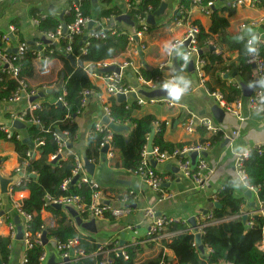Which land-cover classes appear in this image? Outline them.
<instances>
[{"label": "trees", "instance_id": "1", "mask_svg": "<svg viewBox=\"0 0 264 264\" xmlns=\"http://www.w3.org/2000/svg\"><path fill=\"white\" fill-rule=\"evenodd\" d=\"M99 1L107 7L101 12L99 20L111 18L109 30L104 32L105 37L86 39L83 36H77L72 41L63 38L56 43L51 42L49 44L41 41L44 55L50 56L52 61L57 59L60 62V69L50 76H42V82L37 88L33 87L29 81L35 80L39 74L38 50L31 48L21 60L17 61L21 68L20 78L27 83L28 90L47 92L48 89L44 87H50V97L52 98L51 101H44L42 108L33 113L40 125L26 123L27 137L31 138L33 143L42 141L44 144L35 148V155L31 160H28L27 153L32 150L24 140L17 139L18 130H14L11 139H7L0 130V140L13 143L19 156V165L22 166L24 162L29 161L26 169L27 179L22 180L21 185L14 188L16 192L28 191L30 194L22 202L23 212L31 217L28 222V231L30 233L29 240L33 245L27 252L26 264H41L40 258L45 248L39 245L37 241L39 240L38 235H42L44 232L49 239L55 240L57 245L77 239L79 244L76 250L82 251L85 257L77 261L76 264H101L106 257L112 260V264H174L166 251L172 252L179 259V264H264V248L262 249L264 246V219L259 215L249 218L253 222L252 227H249L243 218L235 219L237 215L243 212L247 203L245 198L235 196L234 187L230 180L222 189L217 191L215 199L217 208L210 212L213 220L220 222L206 227L205 233L202 235V244L204 248L210 251L209 253H202L199 246H195L196 235L188 226L182 223H169L167 232L174 233V235L161 242L159 251L156 249L155 242H147L142 245L129 244L125 246L124 250L128 259L118 256L114 252H110L106 256L100 254V249L110 251L117 248V244L100 246L94 237L80 231L66 209L54 207L53 201L69 197H79L83 203L88 205L93 193L88 185L73 183V171L77 166L76 157L83 159L82 153L76 150V144L79 141V126L76 119L84 111L83 102L88 99L87 92L96 95L102 94L101 90L93 84L86 67L119 59L130 51L133 44L129 40L130 35L127 31L117 29L116 26H119V23L116 22V18L127 14L135 24V31L139 32L142 30L139 19L153 15L164 3V0H141L140 3L136 4V0H129L133 5L128 11H124L112 6L114 0ZM219 2L222 6L212 9L211 26L208 31L197 22H193V24L200 28L198 49L203 52L200 59L205 61L203 68L207 78L205 88L209 94L220 92L226 104L231 107L242 98L241 84H250L253 81V72L249 70L247 64L251 54L247 53L245 49L247 40H236L229 36V20L223 16V13L228 10L229 16H232L234 11L224 6L225 3L222 0ZM180 6L184 10L181 17H187L191 9L190 4L181 0ZM93 9L92 0L82 2L83 16L98 22L99 20L93 14ZM38 12L35 8L30 11V14L37 17ZM74 21L75 12L70 7L63 19L46 16L39 25V29L44 35V33L56 32L63 25L68 27ZM13 23L15 24L13 25L15 28L13 34L19 36L17 34L20 30L19 23L17 21ZM93 30L99 32L100 28L95 26ZM64 36L67 37L68 33ZM216 45L226 48L229 53L237 54L238 59L232 60L224 54V51L216 53ZM68 46L72 47L70 54L66 52ZM50 52L52 53L50 54ZM257 52L264 62V46L259 48ZM233 73L239 77V82L232 83L226 78ZM139 75L145 81H153L160 77L158 71L147 68H142ZM119 86L125 90L129 89L126 79H122ZM17 89L18 82L7 74H3L0 84V101L5 102L11 99ZM59 98H63L64 105H58L57 100ZM108 102L111 110L110 117L113 122L129 127L128 131L112 133V150L118 149L121 152V159L116 162L115 167L125 169L132 174L138 171L142 163L143 152L147 148L152 132H155L154 147L159 148L161 153L169 155L192 145L209 144L212 148L223 139L222 132L208 136V132L204 128H199L200 139L198 144L169 143L164 140L166 129L164 123L159 124L158 130L154 131V125L157 123L155 116L148 114L137 118L133 115L134 111L139 109L137 102L133 104L121 103L116 98H110ZM30 119L31 117L27 116L26 120L29 121ZM59 134H66L70 140L68 143L72 145V149L65 150L60 158L58 154L59 145L56 140V135ZM76 136L78 137L77 140H75ZM105 139L106 133L97 131L95 124H93L84 154L88 161L94 165L100 164L103 154L102 144ZM262 149L250 150L249 158L244 163V170L247 174L248 186L257 189L258 204L264 206V153L260 151ZM54 156L57 157L55 160L52 159ZM31 175L36 177L33 178ZM159 176L163 177L160 174ZM67 180H71V183L66 190H63L62 185ZM103 191L110 197L112 191ZM125 196H128V193ZM48 199H50V204L46 205ZM43 211L53 214L55 219L53 227L46 226L42 218ZM107 217L110 218L111 216L107 215ZM82 219L87 220L88 218L86 215H82ZM204 223L205 221L200 220L196 225L200 227ZM11 243L12 237L10 235H0V264H9ZM155 249L154 256L140 260L145 251Z\"/></svg>", "mask_w": 264, "mask_h": 264}, {"label": "crops", "instance_id": "2", "mask_svg": "<svg viewBox=\"0 0 264 264\" xmlns=\"http://www.w3.org/2000/svg\"><path fill=\"white\" fill-rule=\"evenodd\" d=\"M71 3L72 0H0V33L10 34L11 36V41L6 45L7 48L14 51L19 43L26 42L33 49H38L41 41L44 43V36L39 27L34 24L33 19L43 15L60 18L61 15L64 16L70 10ZM126 3L127 0H114L112 6L125 11ZM164 3L167 4V8L163 15L156 17L155 25H150L152 29H149L142 38H139L138 42L135 41L130 51L124 57L107 61V64L109 68H120L122 77L126 79L129 87L126 93L127 103L129 104L137 102L138 97L145 98L142 92L147 91V87L143 85L131 68H123V65L128 61L133 62L135 66L142 65L143 68L158 71L163 81L173 75L170 69H175L176 73L182 74L192 81L188 92L180 101L173 102L170 100L173 106L165 102L147 103L146 105L139 106V109L133 113L137 118L148 114L155 116L157 123L154 125V131L158 130L159 124L164 123L166 127L164 140L166 142L174 144H198L200 139L199 133L189 135L181 127V123L192 116L210 119L213 124L220 127L223 139L206 153L205 159L209 172L205 173V182L202 186L195 185L180 170L179 172H175L172 169H168V164H171L174 168H178L177 163L172 160L164 165L158 164L155 167L157 173L163 176V186L161 191H152L147 186L144 178L129 173L125 169L115 167L116 162L121 159L120 150H113V158H109L107 154H102L100 164L95 165L94 179L102 191H112L110 197L103 191L106 201L112 207L118 208L126 205L131 211L128 215L120 218H113L111 216L110 218L107 217L104 221L96 222L97 232L95 234L79 228L86 235L94 237L100 246L118 243L121 247L122 243V247H125L129 244L134 245L132 243L135 241L143 242L151 225V221L144 217L143 210L146 207L154 208L158 216L177 219L188 224L189 229L195 233L189 221L195 219L197 223L204 215L217 208V203L214 199L217 191L222 189L227 181H231L233 176L238 175L235 170L237 154L256 146L264 147V116L250 111L248 98H244L242 94V113L246 119L244 122H240L231 112L219 106L202 85L198 72L195 69V60L192 62L194 68H190V65L187 68H183L180 57H176L175 55L169 56L164 52L163 49L166 42L171 41L173 43L175 40L182 39L187 31L186 23L182 21L181 16L178 14L181 0H164ZM35 8L39 11L37 17H33L30 14V11ZM106 8V5L101 4L97 0L93 9L94 16L99 20L101 12L106 10ZM233 11L234 14L232 16H229L228 10L223 13V16L229 20V36L236 40H240L241 35H244L240 29L241 24L264 16L263 6H259L257 10L238 9ZM189 15L192 22H197L206 31L209 30L211 26L210 17L203 16L197 10H193ZM175 20L181 21L182 24L177 25ZM14 21L19 23L20 30L17 34L20 37L12 34L10 30L11 26L15 25ZM99 21L101 22L102 20ZM116 27L117 29L127 31L129 35H134L136 32L134 27H130L124 23H119V26ZM246 36L244 35V37ZM222 51L232 60L238 59L237 54L229 53L226 51V48L217 47L216 45V53H221ZM59 69L60 62L54 59L51 64L50 75L57 73ZM115 72L114 70L105 72L101 70L99 72L100 76L91 77L93 84L101 90L102 94L96 95L95 93H91L82 115L76 119L79 126V141L76 144V150L82 153V156L85 155L84 151L92 125L103 122V118L105 117L104 106L105 104L109 105L108 101L110 97L106 93V81L104 77ZM39 74L35 80L29 81L35 88L40 85L43 79ZM226 78L232 83L239 82V77L236 73L228 75ZM254 82L253 78L250 84L252 85ZM250 84L245 85L250 86ZM44 88L48 89L50 93L45 98H42L41 101H51L50 87ZM30 103L31 99H23L13 104L0 101V126L8 125L11 121L10 119L26 110ZM214 107H219L225 112L223 117H219L222 123L216 120L213 113ZM233 132H238V135L231 140ZM19 135L21 140L25 141L28 138L25 130H20ZM208 136H212V134L208 133ZM18 166L19 156L15 151L13 143L0 140V186L2 191L0 217L5 222L12 221L15 225L17 220H19L20 226L24 227L25 219L15 211L8 195V190L19 180V176L15 175ZM248 191L250 190L245 184L240 188L234 187L235 196L246 199L247 204L243 211L254 212L255 208L258 207V198L253 192L252 198H248L246 196ZM126 193H128V196H125ZM165 194L171 197L159 201V198ZM21 195L24 200L30 194L28 191H22L16 194L15 198L18 200ZM252 203H255V207H251ZM42 218L47 227L55 225L52 213L43 211ZM70 218L73 219L71 215ZM0 235H10L5 224H0ZM160 248L161 245H156L158 251ZM26 249V242L24 240H17L15 237L11 243L9 264H22ZM156 249L145 251L140 260H146L154 256ZM45 250L48 252L49 258L52 254H55L58 261L59 256L55 240L48 238ZM204 250L206 253H209V250L206 248ZM166 252L174 264H179V259L172 252Z\"/></svg>", "mask_w": 264, "mask_h": 264}, {"label": "built area", "instance_id": "3", "mask_svg": "<svg viewBox=\"0 0 264 264\" xmlns=\"http://www.w3.org/2000/svg\"><path fill=\"white\" fill-rule=\"evenodd\" d=\"M83 1L84 0H72L70 7H72L75 12V21L73 24L67 27V31L65 33L63 31V26H62V27H59L56 32L44 33L43 35L44 38L49 40L50 42H55V43L60 41L63 38H68L70 41H72L77 36H83L86 39L104 38L105 37L104 32L109 30L108 27L110 25L111 18L104 19L101 22L100 21L96 22L95 20L84 17L81 11ZM184 1L189 3L191 6V9L188 12L187 17H181L182 21H184V23H186L187 25V31H186L185 36L182 39L175 40L173 43L174 44L178 43L181 46L182 52L184 54H187L189 57L187 62H185L181 58V61H182L181 64L183 68H187L190 65V63L194 62L195 60V69L198 72L202 85L205 87V83L207 81V78H206V75L203 69L205 66V61L200 59L199 49H198V37L200 34V28L197 25L193 24L189 14H191L193 10H197L203 16L210 17L212 13V9L219 8L222 5L220 4L219 0H184ZM222 1L223 3H225L224 6L230 8L231 10H238V9L257 10L259 6L264 7V0H222ZM140 2L141 0H136V4ZM132 5L133 4L130 3L129 0H127L126 10L128 11L132 7ZM183 13H184L183 7L181 8L180 6L178 10V14L182 16ZM45 18L46 16L43 15L40 18H34L33 22L37 27H39V25ZM139 20L142 26V30L139 32H135L134 35L129 36V40L131 43L135 42L136 36L138 39L142 38L144 34H146L150 29V25L147 22V18L145 19L140 18ZM175 22L177 25L182 24V22L179 20H175ZM90 23L94 24L93 27L95 26L99 27L100 31L99 32L94 31L93 28L89 30ZM244 28H247L248 30H250V32L257 37V41H258L257 50L261 48L262 46H264V16L258 19L251 20L248 23L241 24L240 29L243 31ZM10 30L13 34V32H15L14 26H11ZM67 33H68V36L65 37L64 35ZM244 39L247 40L248 36L244 37ZM10 41H11L10 34L0 33V84L2 81L3 74H7L8 76H10L11 78L15 79L18 82V89L13 95V97L9 99L8 101H5L6 103L13 104V103H18L22 101L23 99H32L38 96L41 92H39L38 90L29 91L27 83L23 79L20 78L21 68L18 65L17 61L21 60L24 57V55L28 51H30L32 47L26 42H21L16 48V51L12 52L6 46ZM37 50H38L37 51L38 59L40 61V75L43 77H47L51 73L52 60L50 56L44 55L42 44L39 45V48ZM66 52L67 54H70L72 52V47L68 46L66 49ZM51 53L52 52H50V54ZM135 54H137V52H135ZM247 64L249 66L248 67L249 70L253 72L254 80L260 81L261 78H264V62L258 56L257 51L254 54L250 55L249 60L247 61ZM108 68L109 66L107 62L103 64H98V65H89L86 67L91 77L100 76L99 72L101 70H106ZM123 68H131L134 74L143 83V85L147 87L148 92L160 90V84L163 82L161 77H157L153 81H145L139 75L140 70L143 68L142 65L135 66L133 62H126L123 65ZM104 79L106 81V93L108 97L116 98L119 94L127 93V90L119 86V83L123 79L121 73L120 74L113 73L110 75H106ZM90 95L91 93L90 94L88 92L86 93L87 98ZM211 97L216 100L219 106H221L223 109H225L228 112H231L234 116H236L240 122L245 121L246 118L243 116V113H242V107H243L242 98L239 99L237 102H235L233 106L229 107L226 104L225 99L220 92L211 94ZM87 101L88 99H85L83 102L84 108L86 106ZM248 101H249V108L251 112L264 116V88H262L261 85L259 88H257L254 91L253 95L250 98H248ZM159 102H165L169 104L170 106H173V103L170 100L164 99V98H159V99H147V98H139V97L137 98V103L139 106L146 105L147 103L154 104V103H159ZM42 103L43 101H41V99L31 102L26 110L22 111L17 116H13L8 125L2 126L0 128V130L6 135L7 139H11L13 136L14 130H16L13 127L14 121H20L24 124L32 123L35 125H40L38 119H36L33 116V113L42 108ZM57 103L64 105L63 98H59L57 100ZM104 114H105V117L110 122L114 123L110 117L111 116L110 107L107 104H105L104 106ZM27 116L31 117L29 121L26 120ZM114 124L120 125L117 123H114ZM181 127L189 135H193L197 133L199 128H204L209 134H212V135L217 134L218 132H221L220 127L213 124V122L210 119L197 118L193 116L183 121L181 123ZM95 128L99 132L106 133V139L104 143L102 144V148L103 149L108 148L107 156L109 158H113L114 154H113V150L111 146L113 131L104 122L96 123ZM16 135H17L16 136L17 139H21L19 134H16ZM237 135H238V132H233L231 136V140H233ZM77 138L78 137L76 136L75 140H77ZM56 140L59 145L58 154L59 156H62L64 154V151L67 150V146L69 145L68 142L70 140L66 134L56 135ZM34 144H35L34 145L35 148L44 145L42 141H37ZM261 148H263L262 150H260L261 153H264V147H261V146H256L251 149H261ZM209 149H210L209 144L192 145V146L185 147L181 150H177L174 154L169 155L167 153H161L159 148H156V147L153 148V151L151 154H148L147 148H146V150L143 152L142 163L138 171L135 172L134 174L144 178L150 190L161 191L162 186H163V177L159 176L155 168L152 167V165L150 164L149 156H151V158L157 162V165L158 164L164 165L167 162L174 160L177 163L179 170L183 173L184 176L191 179L195 185L202 186L205 182V173L207 171L209 172L208 164L206 162L205 155H204L208 152ZM251 149L237 154L236 160H235V170L238 173V175H243L245 177V180H246L245 186L251 192L255 193L257 196V189L248 186L247 174L244 170V163L246 160H248ZM34 150L27 153L28 160H31L33 156L35 155ZM192 153H197V158L194 163L190 157ZM56 158H57L56 156L52 157L53 160H55ZM76 161H77V166L75 170L73 171V175H74V179L76 177H79V178L75 183L86 184L90 187V189L93 192L90 203L87 205L83 203L79 197H69V198H63L59 201H53V205H60L64 209H66V207H72L74 210L78 212L81 218H82V215L87 216L88 219L84 220L85 222H89L92 220H94L95 222L104 221L106 220L107 215H110L113 218H120V217L128 215L131 211L128 206L123 205L122 207L115 208V207H112L110 203L106 201L103 191L100 188L99 184L96 182L94 177L90 176L84 169L83 159H81L80 157H76ZM28 164H29V161H26L23 163L22 166L19 165L17 167L15 171V175L19 176V180L8 190V195L13 203L15 211L25 219V225L24 227H22V229H23V240L26 242L27 249L24 254L22 264L27 263V252L29 249L33 247L32 243L29 240L30 233L28 231V222L31 220V217L25 214L22 210L23 196L21 195L20 199L18 200L15 198V195L22 191L16 192L14 188L20 186L21 185L20 183L22 182V180L27 179L28 174H27L26 169H27ZM70 183H71V180L65 181L62 185V189L66 190L69 187ZM131 195H133V193H131ZM1 197H2V191H1V186H0V198ZM170 197H171L170 195L165 194L159 198V201L162 199H168ZM214 199H216V195ZM48 204H50V199L46 201V205ZM122 204H124V202H122ZM143 213H144V217L151 221L150 228L143 242L135 241L132 244L142 245L147 242H155L156 245H160V243L163 240H168L174 235V233L167 232V226L169 223H176V224L182 223L188 226V224H185L184 222H181L177 219H171L167 217L158 216L156 211L152 207H146L143 210ZM255 215H259L263 217L264 219V206H262L260 203L258 204V207L255 208L254 212H244L243 211L240 215H237L235 219L247 217V221H246L247 225L249 227H252L253 222L250 221L249 218H252ZM201 221H205V223L202 224L200 227L197 226L195 229V235L199 234L201 235V237L205 233L206 227L220 222V221L213 220L212 213L204 215L201 218ZM0 224H5L7 226L9 230V234L13 240L17 235L16 225L12 221L5 222L1 217H0ZM38 239L39 240L37 241V243L43 246L41 234L38 235ZM78 244H79L78 240L75 239V240L69 241L66 244L57 245V252L59 256L58 261L61 264H66L64 260L67 259L69 264H76L77 261L84 258L85 257L84 253L82 251L76 250V247L78 246ZM195 246L197 247L198 245L195 243ZM124 248L125 247H122V246L120 247L117 243V248L110 250V251H104L103 249H100V254H104L107 256L110 252H114L118 256H122L125 259H128ZM263 248L264 246H262V249ZM48 258H49V254L45 250L40 258V263L46 264L48 261ZM101 264H112V260L109 257H106V259Z\"/></svg>", "mask_w": 264, "mask_h": 264}, {"label": "water", "instance_id": "4", "mask_svg": "<svg viewBox=\"0 0 264 264\" xmlns=\"http://www.w3.org/2000/svg\"><path fill=\"white\" fill-rule=\"evenodd\" d=\"M92 2L95 4L97 3V0H92ZM167 8V4L163 3L161 5V7L153 14V15H150L148 16L147 18V22L149 25L151 26H154L156 21V17H159L161 15L164 14L165 10ZM60 19H63V15H61ZM116 22L118 23H124L130 27H134L135 24L134 22H132L131 18L127 15V14H124L122 16H119L118 18H116ZM94 24L93 23H90L89 25V30H91L93 28ZM63 31L64 33L67 31V26L66 25H63ZM135 41H139V39L137 38V36L135 37ZM43 42L45 44H49L51 43L49 40L43 38ZM187 45V43H186ZM141 50V49H140ZM139 50V51H140ZM16 50H14L15 52ZM203 52L202 51H199V55H201ZM190 68H194V65L193 63H190ZM110 70H114L115 73L117 74H120L121 73V70L120 68H117V67H114V68H109V69H106V70H102L103 72L105 71H110ZM228 77V76H227ZM241 90H242V94H243V97L244 98H250L254 91L260 87V83H259V80H255V82L252 84V86H248V85H245V84H241ZM50 93V91L48 92H41L38 96L34 97L31 99V102H34V101H37L39 99H42V98H45V96ZM142 95L147 98V99H159V98H165V99H168L167 97V94L163 91V90H155V91H151V92H148V91H143L142 92ZM117 100L121 103L123 102H127V95L126 94H119L117 96ZM170 100V99H168ZM59 106H61L60 103H58ZM213 113L215 115V118L216 120L219 122V123H222V120L219 119V117H223L225 115V112L223 111V109H220L219 107H214L213 108ZM223 119V118H222ZM103 122L105 124H107L110 129L113 131V132H125V131H128L129 130V127L128 126H124V125H116L112 122H110L106 117L103 118ZM13 127L14 129L20 131V130H25L26 128V124L20 122V121H14L13 123ZM154 135H155V132H152L150 138H149V141H148V145H147V152L148 154H151L152 151H153V148H154V145H153V139H154ZM29 147L31 150H34L35 146H34V143L32 142L31 138H27L25 141H24ZM67 149H72V145L69 144L67 146ZM108 152V148H104L103 149V154H107ZM206 156V154H204ZM61 156H59L60 158ZM193 163L196 161V158H197V153H192L190 155ZM150 158V164L152 165V167H156L157 166V162L155 160H153L151 158V156H149ZM83 163H84V169L86 170V172L94 177L95 175V171H96V166L94 164H92L91 162L88 161L86 155L83 156ZM168 169H172L174 170L175 172H179V169L178 168H174L172 167L171 164H168L167 166ZM31 177L35 178L36 176L35 175H31ZM79 177H76L74 180H73V183H75L77 180H78ZM246 196L248 198H252V192L251 191H248ZM54 207L58 208V209H61L62 206L60 205H54ZM251 207H255V203H252L251 204ZM66 210L69 212V214L73 217L74 221H75V224L78 228H81V229H84L92 234H95L97 232V224L94 220L92 221H89V222H85L81 216L78 214V212L76 210H74L72 207H66ZM243 221L246 222L247 221V217H243ZM191 227L195 230L197 225H196V222H195V219H191L189 221ZM16 225H17V236H16V239L17 240H23V229L22 227L20 226V223H19V220H17L16 222ZM42 241H43V246H47L48 244V237H47V234L46 232H44L42 234ZM196 244L199 246V250L204 253L205 252V248L202 244V237L201 235L197 234L196 235ZM121 246H123V244L121 243ZM64 262L66 264H69L68 260L65 259ZM46 264H61L59 261H57V258H56V255L55 254H52L49 258V260L47 261Z\"/></svg>", "mask_w": 264, "mask_h": 264}, {"label": "clouds", "instance_id": "5", "mask_svg": "<svg viewBox=\"0 0 264 264\" xmlns=\"http://www.w3.org/2000/svg\"><path fill=\"white\" fill-rule=\"evenodd\" d=\"M244 35L248 36V39L245 43V49L247 53L254 54L257 51V37L250 32L247 28L243 29ZM244 35H241V39H244ZM164 52L169 56L175 55L176 57L182 58L185 62L188 61L189 57L187 54H184L181 50V46L178 43H172L168 41L164 45ZM173 73L169 78L165 79L160 84V89L163 90L168 99L173 102H178L181 98L188 92L189 85L192 84V81L185 77L182 74L176 73L175 69H170ZM262 88H264V78H261L259 81ZM250 86H252L250 84ZM246 183L245 177L243 175H235L232 177L231 184L235 188H240Z\"/></svg>", "mask_w": 264, "mask_h": 264}]
</instances>
